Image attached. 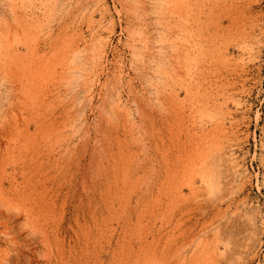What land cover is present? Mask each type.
Instances as JSON below:
<instances>
[{"label": "rangeland", "instance_id": "1", "mask_svg": "<svg viewBox=\"0 0 264 264\" xmlns=\"http://www.w3.org/2000/svg\"><path fill=\"white\" fill-rule=\"evenodd\" d=\"M0 264H264V0H0Z\"/></svg>", "mask_w": 264, "mask_h": 264}, {"label": "bare ground", "instance_id": "2", "mask_svg": "<svg viewBox=\"0 0 264 264\" xmlns=\"http://www.w3.org/2000/svg\"><path fill=\"white\" fill-rule=\"evenodd\" d=\"M191 32L193 33L192 30H191ZM191 32H190V34H191ZM193 34H194V33H193ZM5 49H6V46H5ZM5 49H4V47H3V50H5ZM7 51H8V49L5 50V52H7ZM8 52H9V51H8ZM9 53H10V52H9ZM10 54H11V53H10Z\"/></svg>", "mask_w": 264, "mask_h": 264}]
</instances>
